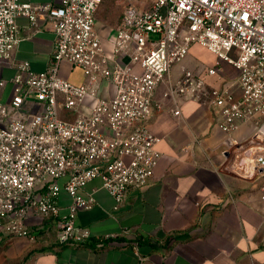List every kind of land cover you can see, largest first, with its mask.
<instances>
[{"label":"built area","instance_id":"1","mask_svg":"<svg viewBox=\"0 0 264 264\" xmlns=\"http://www.w3.org/2000/svg\"><path fill=\"white\" fill-rule=\"evenodd\" d=\"M103 1L0 0V62L11 60L19 41L18 16L36 25L49 13L56 34L47 68L36 72L19 63L10 99L0 100V227L10 237L36 240L27 218L41 215L56 219L59 244L86 243L92 232L76 219L96 203L91 193L82 194L91 180H102L115 209L130 189L149 184L161 157L159 138L148 128L163 109L155 100L161 85L177 116L181 97L215 111L228 134L224 168L245 178L264 173V0H124L119 26L106 32L111 49L96 26ZM195 44L216 54L217 63L184 68L172 78ZM64 62L81 69L83 83L61 75ZM223 62L238 71L235 80ZM101 80L115 87L109 98L99 96ZM242 124L253 132L237 138ZM62 190L71 197L65 214Z\"/></svg>","mask_w":264,"mask_h":264},{"label":"crops","instance_id":"2","mask_svg":"<svg viewBox=\"0 0 264 264\" xmlns=\"http://www.w3.org/2000/svg\"><path fill=\"white\" fill-rule=\"evenodd\" d=\"M31 1L57 4L56 0ZM119 24H103L97 16L96 26L107 49L112 41L106 32ZM17 25L19 41L11 60L0 62V82L5 81L0 84V100L4 102L11 97V79L19 63L27 61L33 71H44L55 42V23L49 13L44 12L36 25L18 16ZM173 68L171 76L176 79L183 69L175 74ZM61 75L84 82L81 69H72L66 62ZM163 87L155 94L163 109L156 110L148 122L161 152L149 184L130 189L125 204L115 209L102 180H91L82 194L91 193L96 203L80 210L76 219L92 232L83 244H59L52 216L27 218L36 240L10 237L0 227V264H264V173L245 178L224 168L228 134L220 129L215 111L181 97L177 116L162 96ZM114 92L112 84L100 81L99 96L109 98ZM63 116L71 117L65 110ZM252 132L250 125L242 124L233 135L241 138ZM70 203V195L62 190L61 214L68 212ZM109 233L116 236L98 245L97 238Z\"/></svg>","mask_w":264,"mask_h":264},{"label":"rangeland","instance_id":"3","mask_svg":"<svg viewBox=\"0 0 264 264\" xmlns=\"http://www.w3.org/2000/svg\"><path fill=\"white\" fill-rule=\"evenodd\" d=\"M124 8L125 3L123 0H105L97 12L99 21L112 27L117 26L120 22ZM218 60L217 55L206 47L193 45L190 50V54L181 63L173 68V72L176 74L184 68H197L202 65H215ZM222 69L228 77H231V80L236 79L238 71L231 64L223 62Z\"/></svg>","mask_w":264,"mask_h":264}]
</instances>
